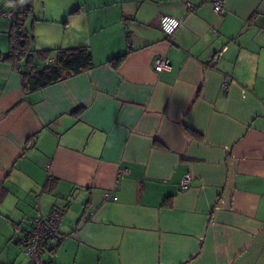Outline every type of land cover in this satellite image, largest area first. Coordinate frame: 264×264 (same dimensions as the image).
<instances>
[{
  "label": "crops",
  "instance_id": "obj_1",
  "mask_svg": "<svg viewBox=\"0 0 264 264\" xmlns=\"http://www.w3.org/2000/svg\"><path fill=\"white\" fill-rule=\"evenodd\" d=\"M38 2L30 49L87 46L94 66L25 92L0 10V264H29L56 203L44 264H264V0Z\"/></svg>",
  "mask_w": 264,
  "mask_h": 264
},
{
  "label": "trees",
  "instance_id": "obj_2",
  "mask_svg": "<svg viewBox=\"0 0 264 264\" xmlns=\"http://www.w3.org/2000/svg\"><path fill=\"white\" fill-rule=\"evenodd\" d=\"M31 1L10 0L13 17L11 19L10 46L3 56L13 64H18L25 60L27 66L21 71L22 87L25 92L41 89L47 85L58 82L69 76L79 74L94 66L91 50L87 46H76L67 48H54L49 50H31L30 35L26 29V17L31 12ZM47 64L38 68L34 66V57ZM51 56L50 60L48 59ZM125 53L114 58L109 62L118 65ZM78 111V109H76Z\"/></svg>",
  "mask_w": 264,
  "mask_h": 264
},
{
  "label": "built area",
  "instance_id": "obj_3",
  "mask_svg": "<svg viewBox=\"0 0 264 264\" xmlns=\"http://www.w3.org/2000/svg\"><path fill=\"white\" fill-rule=\"evenodd\" d=\"M187 5L189 6V3ZM213 8L216 13L222 14L224 12L222 0H214ZM3 14L9 19L13 17L11 11L4 12ZM159 25L166 35L168 42L171 43L173 34L180 25V20L171 15H163L160 17ZM170 69L169 58L165 54H158L154 59V70L162 72ZM221 86L224 90L228 88L229 83L227 78L222 82ZM188 184L189 175L185 174L181 179L180 187L185 188ZM66 206L63 203H56L48 212L41 213L30 219V228L21 240L29 256V264H44L41 258L42 248L49 239H59V226L63 220Z\"/></svg>",
  "mask_w": 264,
  "mask_h": 264
},
{
  "label": "rangeland",
  "instance_id": "obj_4",
  "mask_svg": "<svg viewBox=\"0 0 264 264\" xmlns=\"http://www.w3.org/2000/svg\"><path fill=\"white\" fill-rule=\"evenodd\" d=\"M6 0H0V10H1V13L3 12H7L9 9H10V3H5ZM39 0H35V5H38V2ZM37 3V4H36ZM36 9H34V15H38V11H40L41 7L39 6H35Z\"/></svg>",
  "mask_w": 264,
  "mask_h": 264
},
{
  "label": "clouds",
  "instance_id": "obj_5",
  "mask_svg": "<svg viewBox=\"0 0 264 264\" xmlns=\"http://www.w3.org/2000/svg\"><path fill=\"white\" fill-rule=\"evenodd\" d=\"M20 2H21V3H24V2H25V0H20Z\"/></svg>",
  "mask_w": 264,
  "mask_h": 264
}]
</instances>
